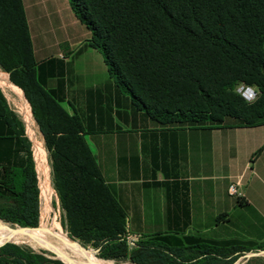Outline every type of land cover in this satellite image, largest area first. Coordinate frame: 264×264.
<instances>
[{
    "label": "trees",
    "instance_id": "16d2710c",
    "mask_svg": "<svg viewBox=\"0 0 264 264\" xmlns=\"http://www.w3.org/2000/svg\"><path fill=\"white\" fill-rule=\"evenodd\" d=\"M70 4L90 30L89 44L101 51L117 87L151 118L189 127H218L227 120L239 126L264 123V0H70ZM0 67L23 89L43 133L63 225L74 238L98 246L100 257L135 264H233L241 252L264 249V244L213 247L215 257L199 262L198 257H180L183 248L196 247L178 244L174 235L168 237L174 242L160 243L166 238L160 234L131 249L126 212L103 179L82 135L81 119L70 115L37 80L23 0H0ZM241 84L259 90L254 101L238 91ZM0 117L24 134L23 123L1 88ZM24 142L22 180L0 186V219L37 227L40 189L30 142L27 138ZM0 264L65 263L5 243L0 246Z\"/></svg>",
    "mask_w": 264,
    "mask_h": 264
},
{
    "label": "crops",
    "instance_id": "0c3cea01",
    "mask_svg": "<svg viewBox=\"0 0 264 264\" xmlns=\"http://www.w3.org/2000/svg\"><path fill=\"white\" fill-rule=\"evenodd\" d=\"M23 4L37 80L70 115L81 119L82 135L103 179L126 212L128 234L135 239L174 235L182 246L206 250L202 257L213 254V247L263 245L264 123L162 124L137 109L130 95L117 87L101 51L90 46L91 32L70 0ZM0 88L24 126V134H18L0 117V186L22 180L27 138L40 189L27 124L1 84ZM33 121L47 150L34 117ZM236 181L239 196L228 190Z\"/></svg>",
    "mask_w": 264,
    "mask_h": 264
},
{
    "label": "bare ground",
    "instance_id": "6f19581e",
    "mask_svg": "<svg viewBox=\"0 0 264 264\" xmlns=\"http://www.w3.org/2000/svg\"><path fill=\"white\" fill-rule=\"evenodd\" d=\"M0 84L8 92V94L6 93L7 96L9 95L12 101L15 102L27 124L34 144L35 159L40 177V188L45 200L49 203V192L52 189L49 177L50 167L46 161V149L38 139L40 137H37L38 135L33 126L34 116L32 117L30 105L20 87L11 82L8 74L1 68ZM4 241L27 244L35 249H46L53 252L67 264H115L111 260L99 258L93 249L83 246L80 242L70 237L56 223L48 225L42 222L36 228L21 229L20 227H12L0 220V242Z\"/></svg>",
    "mask_w": 264,
    "mask_h": 264
},
{
    "label": "rangeland",
    "instance_id": "374dc122",
    "mask_svg": "<svg viewBox=\"0 0 264 264\" xmlns=\"http://www.w3.org/2000/svg\"><path fill=\"white\" fill-rule=\"evenodd\" d=\"M1 68V67H0ZM2 69V68H1ZM3 70V69H2ZM242 85V84H241ZM240 85V86H241ZM239 86V87H240ZM12 104V103H11ZM13 107H15L14 104H12ZM39 137L41 138V135L40 133H38ZM39 138L40 141H42L41 139ZM43 143V142H42ZM44 146V144H43ZM45 147V146H44ZM46 161L47 163L49 164V167H50V173H49V177H50V185H51V190L49 192L50 194V199H49V203L45 200L43 194H42V190L40 188V194H39V208H40V211H39V221H38V225H41L42 222L43 224H48V225H52L54 223H56L57 225H60L61 228L63 229V231H65L66 233L69 234L70 237H72L73 239L77 240L78 242H80L83 246L87 247V248H91L93 250H95V254L101 258L99 256V251H100V248L98 246H96L94 243L92 242H88V243H85L77 238H74L70 233L69 231L65 228V226L63 225V210L61 208V205H60V201H59V198H58V195H56V190L54 189L53 187V184H52V176H51V166H50V159H49V155H48V152L46 150ZM55 190V191H54ZM46 204V206H45ZM47 212V213H45ZM2 222L6 223V224H9L11 225L12 227H25V226H21L19 224H13V223H9V222H6V221H3L1 220ZM41 222V223H40ZM126 238L128 240V243H129V246L131 249L133 248H136L137 247V244L139 242H146V240L149 238V237H146L144 236L143 238H140V239H135L133 236H130L128 234V232L126 233ZM172 242H174L175 240H171V238H165L164 240H159L160 243H163V244H170ZM156 243H158L156 240H155ZM5 243H14V242H11V241H4V242H0V246L5 244ZM16 244V243H14ZM16 245H19V246H22V247H25V248H30L32 250H34L35 252H38V253H43L45 254L47 257L51 258V259H61L59 258L58 256H56L53 252H50L46 249H42V248H38V249H35L27 244H16ZM249 247V246H248ZM182 250V249H181ZM180 251V250H179ZM206 250L204 249H200V248H183V251L180 252L181 256L180 257H183V258H195V257H198L196 258L195 260L197 261H208V260H212L215 256L212 255V254H209V255H205L204 257H202L200 255V252H205ZM179 254V255H180ZM103 259V258H102ZM109 260V259H108ZM224 260H229V258L227 259H224ZM61 261L63 262L64 260L61 259ZM113 261L115 264H135V263H132L130 261H115V260H111ZM65 262V261H64ZM66 263V262H65ZM67 264V263H66ZM233 264H264V249H253L251 251H245V252H241L237 255V259L236 261L233 263Z\"/></svg>",
    "mask_w": 264,
    "mask_h": 264
},
{
    "label": "built area",
    "instance_id": "2783aa9c",
    "mask_svg": "<svg viewBox=\"0 0 264 264\" xmlns=\"http://www.w3.org/2000/svg\"><path fill=\"white\" fill-rule=\"evenodd\" d=\"M238 91L248 101H253L258 96L257 91L254 88H252L251 86H248V85L242 84L238 88ZM238 185H239L238 181L230 183L229 188H228L230 194L237 195V196L241 195V192H239V190H238Z\"/></svg>",
    "mask_w": 264,
    "mask_h": 264
},
{
    "label": "water",
    "instance_id": "95a60500",
    "mask_svg": "<svg viewBox=\"0 0 264 264\" xmlns=\"http://www.w3.org/2000/svg\"><path fill=\"white\" fill-rule=\"evenodd\" d=\"M1 220V219H0ZM38 227V226H37ZM21 229H25V228H36V227H20ZM95 251V250H94ZM96 252V251H95ZM61 260V259H60ZM64 262V261H63ZM65 263V262H64ZM66 264V263H65Z\"/></svg>",
    "mask_w": 264,
    "mask_h": 264
}]
</instances>
